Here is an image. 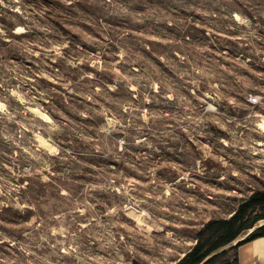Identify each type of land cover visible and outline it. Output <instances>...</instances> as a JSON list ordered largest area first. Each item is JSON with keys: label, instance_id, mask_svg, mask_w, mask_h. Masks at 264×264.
Wrapping results in <instances>:
<instances>
[{"label": "rangeland", "instance_id": "374dc122", "mask_svg": "<svg viewBox=\"0 0 264 264\" xmlns=\"http://www.w3.org/2000/svg\"><path fill=\"white\" fill-rule=\"evenodd\" d=\"M261 190L264 0H0V264H174Z\"/></svg>", "mask_w": 264, "mask_h": 264}, {"label": "trees", "instance_id": "16d2710c", "mask_svg": "<svg viewBox=\"0 0 264 264\" xmlns=\"http://www.w3.org/2000/svg\"><path fill=\"white\" fill-rule=\"evenodd\" d=\"M254 100L257 101L256 97ZM256 209L264 211V190L254 192L229 218L210 219L204 223L196 234L195 245L174 264H213L221 253L224 254L227 251L222 250L220 253L206 257L235 240L234 244L229 246L234 251L232 262L224 264H237L238 246L245 240L264 236V224L254 227L257 220L264 219V213L259 214L253 220H249L247 216L250 210ZM251 228L253 230L247 236L237 239L242 231Z\"/></svg>", "mask_w": 264, "mask_h": 264}, {"label": "crops", "instance_id": "0c3cea01", "mask_svg": "<svg viewBox=\"0 0 264 264\" xmlns=\"http://www.w3.org/2000/svg\"><path fill=\"white\" fill-rule=\"evenodd\" d=\"M237 264H264V236L245 240L238 246Z\"/></svg>", "mask_w": 264, "mask_h": 264}]
</instances>
